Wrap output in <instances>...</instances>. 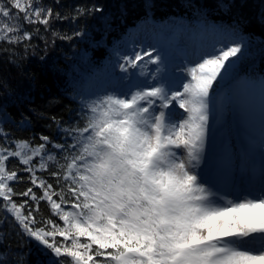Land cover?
Instances as JSON below:
<instances>
[{"label":"snow or ice","instance_id":"snow-or-ice-1","mask_svg":"<svg viewBox=\"0 0 264 264\" xmlns=\"http://www.w3.org/2000/svg\"><path fill=\"white\" fill-rule=\"evenodd\" d=\"M161 6L0 0V264H264V0Z\"/></svg>","mask_w":264,"mask_h":264},{"label":"trees","instance_id":"trees-1","mask_svg":"<svg viewBox=\"0 0 264 264\" xmlns=\"http://www.w3.org/2000/svg\"><path fill=\"white\" fill-rule=\"evenodd\" d=\"M119 2V0H109V3L115 5ZM161 8L159 9L158 14L167 15V14H175L181 11L180 7H170L169 5H177L179 6L181 4V0H161ZM95 38H99V33L95 34ZM109 40H111V36H109ZM99 52H103L104 48L98 49ZM0 68H2V65H0ZM26 138V137H22Z\"/></svg>","mask_w":264,"mask_h":264}]
</instances>
